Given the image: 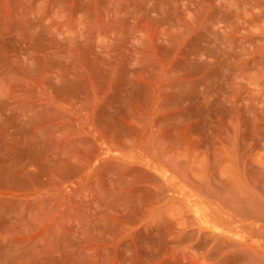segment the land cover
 <instances>
[{
	"label": "rangeland",
	"instance_id": "obj_1",
	"mask_svg": "<svg viewBox=\"0 0 264 264\" xmlns=\"http://www.w3.org/2000/svg\"><path fill=\"white\" fill-rule=\"evenodd\" d=\"M0 264H264V0H0Z\"/></svg>",
	"mask_w": 264,
	"mask_h": 264
}]
</instances>
